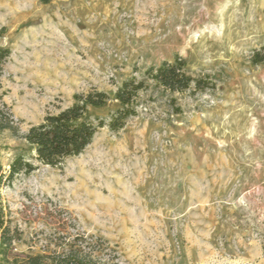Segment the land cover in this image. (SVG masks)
Here are the masks:
<instances>
[{
  "label": "rangeland",
  "instance_id": "374dc122",
  "mask_svg": "<svg viewBox=\"0 0 264 264\" xmlns=\"http://www.w3.org/2000/svg\"><path fill=\"white\" fill-rule=\"evenodd\" d=\"M261 46L264 0H0V101L18 128L0 132V161L35 165L1 189L19 230L10 259L78 239L120 264H264ZM176 55L213 87L145 76ZM129 79L144 87L122 128L100 127L61 166L35 161L32 124L92 88L109 96L90 112L107 123Z\"/></svg>",
  "mask_w": 264,
  "mask_h": 264
},
{
  "label": "trees",
  "instance_id": "16d2710c",
  "mask_svg": "<svg viewBox=\"0 0 264 264\" xmlns=\"http://www.w3.org/2000/svg\"><path fill=\"white\" fill-rule=\"evenodd\" d=\"M9 53L8 48H0V78ZM251 61L253 64L264 61V46L253 51ZM144 74L155 85L171 92H185L191 88L194 92L213 87V83L207 78H193L185 69V60L178 55L172 61L164 60L157 66L148 67ZM143 87V81H123L113 95L119 107L110 114L107 123L101 118L92 117L90 113L92 109L103 106L109 100L106 92L92 88L86 93L74 94L71 104L56 112L47 113L23 134L26 142L33 147V158L44 165L61 166L67 158L82 153L100 127L107 124L111 130H119L127 117L136 114L135 99ZM1 96L0 92V99ZM3 130L18 134L15 119L0 101V132ZM34 168L35 165L23 156H16L8 169L0 161V264H120L114 254L101 258L96 254L94 245L88 242L79 243L78 239H74L68 249L61 252L26 255L21 262L15 257L10 259L12 244L19 239V230L11 225L1 189L18 173H29Z\"/></svg>",
  "mask_w": 264,
  "mask_h": 264
}]
</instances>
